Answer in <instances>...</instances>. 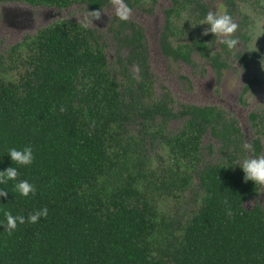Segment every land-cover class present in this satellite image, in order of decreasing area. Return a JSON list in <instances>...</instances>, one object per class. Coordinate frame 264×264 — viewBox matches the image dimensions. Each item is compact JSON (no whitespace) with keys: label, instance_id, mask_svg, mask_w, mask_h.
<instances>
[{"label":"trees","instance_id":"1","mask_svg":"<svg viewBox=\"0 0 264 264\" xmlns=\"http://www.w3.org/2000/svg\"><path fill=\"white\" fill-rule=\"evenodd\" d=\"M9 1L58 8L83 2L94 13L109 2L0 4ZM171 1L162 52L189 64L198 52L220 78L230 49L220 45L221 51L212 52V33L177 45L171 41L186 34L177 26L183 13L189 9L201 20L206 4ZM225 4L233 16L235 1ZM111 31L119 71L109 64L100 33L71 20L24 36L0 56V169L12 165L8 147L31 144L32 164L13 166L18 180L36 186L24 197L12 190L11 181L0 185L9 191L0 197V264H264V210L259 204L244 207L259 189L234 165L244 153L237 120L217 106L182 104L175 110L167 88L154 100L143 28L114 15ZM131 66L137 69L132 76ZM177 119L184 123L170 133L168 124ZM249 119L255 131L251 145L260 154L264 115L251 112ZM208 131L219 142L222 159L200 167ZM195 175L199 184L190 215L180 220L164 213L161 202L181 196ZM43 207L48 214L35 223L26 219L11 234L2 226L6 211L27 217Z\"/></svg>","mask_w":264,"mask_h":264},{"label":"rangeland","instance_id":"2","mask_svg":"<svg viewBox=\"0 0 264 264\" xmlns=\"http://www.w3.org/2000/svg\"><path fill=\"white\" fill-rule=\"evenodd\" d=\"M205 3L207 11L213 8L220 12L227 11L225 0H198ZM233 19L238 28L235 37L238 44L229 50L228 66L222 70L220 78L209 62L198 52L192 53L191 63L175 60L164 55L161 50V35L165 24V10L172 6L171 0H140L130 7L131 12L127 20L134 21L144 30L149 53V66L154 77L153 99H158L167 88L173 98L175 110L180 105L217 106L226 111L229 116L237 120L243 133L244 153L247 149L244 144H251L255 131L251 126L249 115L251 112L264 115V0H234ZM98 18H93L92 12L83 2H75L70 6L58 8L48 5H29L22 1H9L0 4V56L5 55L8 48L21 41L26 35H35L37 31L57 20H71L100 33L105 43V53L111 67L118 70L116 64L117 45L113 37L111 26L114 18V6L109 0L100 11ZM197 13H190L189 9L178 20L180 34L172 37L173 45L181 42H190L192 38H201L202 31L207 25L197 24ZM212 52L221 51L216 42L211 46ZM128 50H122L124 57ZM240 55L246 58L247 66ZM119 71V70H118ZM136 67H130L131 76L136 74ZM122 82L121 74H118ZM253 84L243 93V87L250 80ZM184 123L183 119L169 122L168 131L177 133ZM136 128V127H134ZM261 152L264 154V136L261 138ZM200 167L219 162L222 154L219 151V142L208 131L202 140ZM159 148L152 152V168L157 169L160 160ZM251 154V153H250ZM199 179L195 175L189 187L182 191V195L171 198L168 202L162 201L161 210L174 218L186 219L195 207V194L198 191ZM198 199V198H197ZM259 204L264 210V191L259 192L244 202L246 209Z\"/></svg>","mask_w":264,"mask_h":264},{"label":"clouds","instance_id":"3","mask_svg":"<svg viewBox=\"0 0 264 264\" xmlns=\"http://www.w3.org/2000/svg\"><path fill=\"white\" fill-rule=\"evenodd\" d=\"M112 3L114 6L115 17L120 21H126L129 18L131 9L125 0H112ZM99 16L100 12L95 11L93 18H98ZM197 24L207 25V27L203 29L202 35L212 33L213 36L216 37V42L219 45L224 46L227 49H233L237 46L238 40L234 34L237 31L238 25L234 21L232 15L227 11L220 12L216 9L213 10L212 8L207 11L204 17L195 25ZM83 26L85 28L88 27L87 22H85ZM244 148L248 150L247 154L237 159L234 165H239V168L244 174L243 180L245 182L249 180L252 181L255 188L259 189V191H257L259 193L264 191V154H256L252 145L248 143L244 144ZM5 154L8 155L12 165L4 169H0V185H7L8 182L11 181L12 190L20 196L27 197L30 193L34 194L36 186L27 179L18 180V167L13 166V162L17 166H27L32 164L34 160V153L31 144H24L21 147H8ZM8 193L9 191L6 188H0V197L7 198ZM47 214V207L34 210L29 213L27 217L20 213H16L14 215L11 211H6L4 213L5 223H3L2 226L9 234H11V232L16 229L18 223L23 224L26 219L29 223H35L39 218L44 217ZM228 214L231 215V209H229Z\"/></svg>","mask_w":264,"mask_h":264}]
</instances>
